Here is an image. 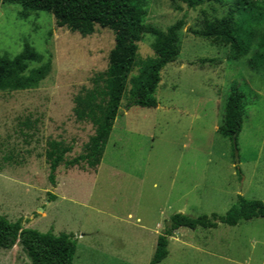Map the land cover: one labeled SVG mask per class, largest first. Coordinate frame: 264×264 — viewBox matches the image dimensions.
I'll return each mask as SVG.
<instances>
[{"label":"rangeland","instance_id":"rangeland-1","mask_svg":"<svg viewBox=\"0 0 264 264\" xmlns=\"http://www.w3.org/2000/svg\"><path fill=\"white\" fill-rule=\"evenodd\" d=\"M250 20L264 27V0H253ZM143 21L165 30L182 16L179 55L161 71L155 107L122 100L99 165L64 164L49 180L48 142L72 146L71 160L84 152L93 124L74 114L75 97L93 87L108 68L115 34L96 26L82 36L58 26L47 11L22 16L18 3L0 0V55L15 56L29 43L50 61L48 75L32 89L0 91V215L41 232L72 234L74 264H149L158 235L181 213L224 215L239 195L264 201V65L250 67L229 45L198 35L205 18L240 17L235 0H205L189 8L176 0H145ZM155 35L145 32L138 62L154 56ZM236 85L246 93L237 136L222 137L224 101ZM161 264H264V217L236 226L179 227ZM0 264H33L17 243L0 247Z\"/></svg>","mask_w":264,"mask_h":264},{"label":"trees","instance_id":"trees-1","mask_svg":"<svg viewBox=\"0 0 264 264\" xmlns=\"http://www.w3.org/2000/svg\"><path fill=\"white\" fill-rule=\"evenodd\" d=\"M18 3L23 7L22 16L28 12L47 11L55 16L60 27L88 36L96 26L109 28L115 34V45L109 54L108 68L93 78V87L84 88L75 97L74 114L80 121H89L95 133L79 156L66 160L71 145L63 141L48 142L46 158L50 167L49 180L56 184V172L62 164L74 166L86 162L91 168L99 165L105 145L119 115L122 100L129 93L130 102L143 107L158 104L156 89L161 80V71L179 55V31L185 25V16L169 25L165 30L144 23L145 0H3ZM176 1V0H171ZM189 8L205 0H180ZM240 17L233 15L205 18L198 35L216 43L229 45L236 59L250 54L256 42V49L247 60L250 67L264 65V27L256 29L247 14L255 12L253 0H235ZM155 35L154 56L145 59L133 73L138 62V45L145 32ZM43 57L32 45L25 43L23 50L15 56L0 55V91L32 89L48 75L50 61L38 67H30L31 61H42ZM246 93L233 85L226 96L219 134L232 140L233 134L241 131L246 108ZM264 217V201L238 196L237 205L224 215L213 213L190 218L181 213L171 217L170 225L158 235L156 249L149 264H161L168 256L169 239L173 230L179 227L215 228L224 223L236 226L242 220ZM20 243L33 264H74L76 241L72 234L51 231L41 232L23 226L22 219L10 221L0 215V247L9 249Z\"/></svg>","mask_w":264,"mask_h":264},{"label":"water","instance_id":"water-1","mask_svg":"<svg viewBox=\"0 0 264 264\" xmlns=\"http://www.w3.org/2000/svg\"><path fill=\"white\" fill-rule=\"evenodd\" d=\"M236 141H237V134L235 133L232 136V143H233V147L235 149V157H236V160L238 161V151H237Z\"/></svg>","mask_w":264,"mask_h":264}]
</instances>
